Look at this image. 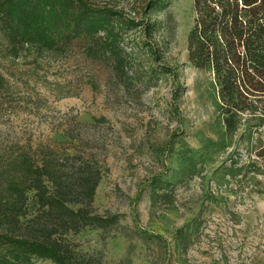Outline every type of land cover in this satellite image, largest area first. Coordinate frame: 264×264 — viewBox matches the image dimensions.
<instances>
[{"label":"rangeland","instance_id":"obj_1","mask_svg":"<svg viewBox=\"0 0 264 264\" xmlns=\"http://www.w3.org/2000/svg\"><path fill=\"white\" fill-rule=\"evenodd\" d=\"M195 17L193 0L159 2L150 38L128 33L123 68L93 56L97 38L12 57L0 32V203L11 159L71 154L77 139L104 171L91 208L119 215L68 235L90 264H264V97L227 112L188 59Z\"/></svg>","mask_w":264,"mask_h":264},{"label":"trees","instance_id":"obj_2","mask_svg":"<svg viewBox=\"0 0 264 264\" xmlns=\"http://www.w3.org/2000/svg\"><path fill=\"white\" fill-rule=\"evenodd\" d=\"M161 1L0 0V32L12 57L29 47L61 53L76 39L97 38L93 56L106 52L123 68L128 33L149 39L152 23L147 13ZM193 2L189 61L213 73L227 112L251 109L248 98L264 97V0ZM146 48L155 52L150 40ZM261 111L264 114V106ZM78 145L71 154L51 147L37 156L24 152L5 165L0 264H31L33 257L55 264H90L68 235L111 226L119 215L91 208L104 171Z\"/></svg>","mask_w":264,"mask_h":264}]
</instances>
